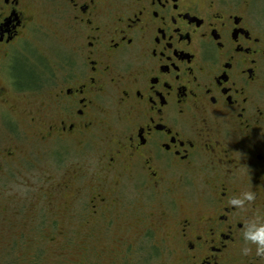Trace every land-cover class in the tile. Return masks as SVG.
I'll return each instance as SVG.
<instances>
[{"label":"flooded vegetation","instance_id":"flooded-vegetation-1","mask_svg":"<svg viewBox=\"0 0 264 264\" xmlns=\"http://www.w3.org/2000/svg\"><path fill=\"white\" fill-rule=\"evenodd\" d=\"M93 139L84 223L131 202L189 264L236 262L264 227V0H0V171Z\"/></svg>","mask_w":264,"mask_h":264},{"label":"rangeland","instance_id":"rangeland-1","mask_svg":"<svg viewBox=\"0 0 264 264\" xmlns=\"http://www.w3.org/2000/svg\"><path fill=\"white\" fill-rule=\"evenodd\" d=\"M49 42L36 46H55ZM90 146L84 155L72 144L67 158L59 156L57 167L43 159L36 169L17 165L0 171V264H189L173 233L143 235L152 219L134 228L138 209L131 202L114 211L108 224L106 212L94 221L90 217L91 224L83 222L94 185L104 191L100 142L93 139ZM72 173L75 180H64ZM252 247L248 238L233 264H244Z\"/></svg>","mask_w":264,"mask_h":264},{"label":"clouds","instance_id":"clouds-1","mask_svg":"<svg viewBox=\"0 0 264 264\" xmlns=\"http://www.w3.org/2000/svg\"><path fill=\"white\" fill-rule=\"evenodd\" d=\"M245 198L248 201H251L253 199V194L251 192H247L245 194ZM233 203H239V202L233 201ZM250 235H251V239L257 243V251H256L257 255L264 254V227L259 229L256 233ZM243 251L245 254H247L250 251V248L246 247Z\"/></svg>","mask_w":264,"mask_h":264}]
</instances>
